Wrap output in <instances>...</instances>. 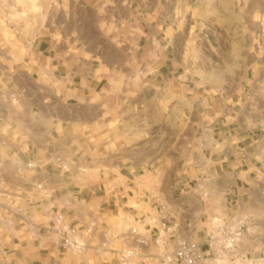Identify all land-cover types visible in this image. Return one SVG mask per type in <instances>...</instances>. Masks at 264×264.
Masks as SVG:
<instances>
[{"label":"crops","instance_id":"crops-1","mask_svg":"<svg viewBox=\"0 0 264 264\" xmlns=\"http://www.w3.org/2000/svg\"><path fill=\"white\" fill-rule=\"evenodd\" d=\"M64 1L0 0V264H120L124 247L154 264L166 226L201 241L208 218L239 210L259 226L264 0ZM224 8L263 34L227 49L228 88L173 54L178 28L201 44ZM56 212L81 248L63 247ZM257 231L239 250L264 258Z\"/></svg>","mask_w":264,"mask_h":264},{"label":"built area","instance_id":"built-area-1","mask_svg":"<svg viewBox=\"0 0 264 264\" xmlns=\"http://www.w3.org/2000/svg\"><path fill=\"white\" fill-rule=\"evenodd\" d=\"M248 219L231 213L215 214L207 219L201 241L186 237L170 226L165 233L155 236L159 246L154 264H264L260 255L245 254L239 250L240 242L247 231ZM54 226L61 231L64 248L79 249L82 244L73 239L76 229L65 223L64 215L56 212ZM171 244L172 249L167 247ZM139 252L132 247L118 251L120 264H139Z\"/></svg>","mask_w":264,"mask_h":264},{"label":"rangeland","instance_id":"rangeland-1","mask_svg":"<svg viewBox=\"0 0 264 264\" xmlns=\"http://www.w3.org/2000/svg\"><path fill=\"white\" fill-rule=\"evenodd\" d=\"M22 0H16V3L21 4ZM230 2L231 0H227ZM225 2V0H224ZM64 5L68 6L69 2L66 0L64 1ZM225 5V4H224ZM20 13L18 16L21 17V9H19ZM235 13V14H234ZM262 18V16H260ZM249 11L247 8L242 9V13L239 14L237 9L235 8L234 11H231L229 9L224 8L223 10V20L222 22L217 26H207L206 28H203L201 31V37H203L202 43H199L198 35L200 34L199 28L197 26H194L192 28H186V27H180L177 29L176 38L173 42V54H176V59L181 62L182 61V54H192L191 57V66L192 67H201L203 69H206L208 72L210 71H216L215 74H207V78L211 81L219 80L221 83L225 84V88H228L232 82L233 78L236 77V75L231 72L232 67H234V61H231V59L228 58L227 49L235 43H237V38L241 37L245 40H248L249 37H251L252 41H254L256 47L259 45V42L262 38L261 32L258 33L256 31L253 32L251 30L249 25ZM149 32H145L143 35V41L142 44H140L142 47L140 49V54H145L150 51V48H148V39L150 38L152 40V37H150ZM206 38V40L204 39ZM183 40L186 42L184 43ZM190 40V41H187ZM235 42V43H233ZM253 43V42H252ZM239 46V44L237 43ZM243 44H240V46ZM252 45V44H250ZM255 47V49H256ZM241 57H239V60L242 62L243 65L249 64L251 67L252 65L249 62V59L246 57L247 54H239ZM255 55V63L258 64L262 63V58H264V54H254ZM225 69L228 73L226 75H222L220 70ZM251 70V69H250ZM249 70V71H250ZM255 72L257 70V64H255ZM252 74V71H250V76ZM263 72H261V77L263 76ZM255 76H259L255 74ZM256 83L260 84L261 86V96L264 98V76L259 80L256 81ZM263 94V95H262ZM195 183V184H194ZM200 190L202 188L198 185L197 181L194 180L192 183V191L196 192L195 194L198 195L200 193ZM179 194V192H177ZM229 205V204H228ZM214 206V203H210V207ZM232 210H238L237 204H233ZM262 209V214H260L259 218H257V221H259V226L256 224H249L248 227L251 230H259L257 232L263 233L264 232V204L263 205H256L257 208ZM231 214V213H228ZM235 214L243 217H246L241 210L235 212ZM248 218V217H246ZM200 221V218H198L196 221ZM202 221H205V218H202ZM249 222V219H248Z\"/></svg>","mask_w":264,"mask_h":264}]
</instances>
